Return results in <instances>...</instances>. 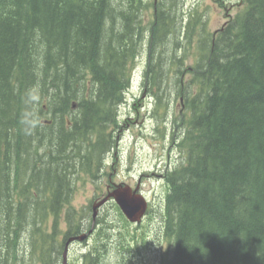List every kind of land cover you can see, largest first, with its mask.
Wrapping results in <instances>:
<instances>
[{
	"label": "trees",
	"instance_id": "obj_1",
	"mask_svg": "<svg viewBox=\"0 0 264 264\" xmlns=\"http://www.w3.org/2000/svg\"><path fill=\"white\" fill-rule=\"evenodd\" d=\"M243 5L193 42L196 21L181 40L164 0H0V264H62L70 235L103 221L95 201L73 207L76 181L113 148L144 49L153 96L184 104V161L166 174L174 248L156 264H264V0ZM98 235L83 264H102L109 234Z\"/></svg>",
	"mask_w": 264,
	"mask_h": 264
},
{
	"label": "rangeland",
	"instance_id": "obj_2",
	"mask_svg": "<svg viewBox=\"0 0 264 264\" xmlns=\"http://www.w3.org/2000/svg\"><path fill=\"white\" fill-rule=\"evenodd\" d=\"M164 1L175 5L181 40L188 22L196 21L191 36L193 42L202 36L211 37L244 6L243 0ZM145 15L153 16L151 6ZM194 58L190 51L186 65L192 64ZM147 62V50L144 49L131 64L129 87L123 102L115 107L116 122L110 127L114 146L104 155L97 176L83 175L77 179L72 203L78 211H88L91 202L99 201L118 185H127L145 197L149 210L142 222L136 224L121 215L114 200L108 201L98 210V217L104 222L92 220L90 223L96 227L90 238L71 245L69 264H83V255L96 245L102 227L109 234L104 237L107 245L102 264H121L123 257L131 256L136 264H156L172 255L173 240L166 235V199L170 190L166 174L184 161V152L179 145L184 130L180 123L184 104L175 94L167 95L166 103L159 104L145 81ZM169 84L173 88V83L169 81ZM65 228L63 222L62 229ZM120 241H129L132 251L118 248Z\"/></svg>",
	"mask_w": 264,
	"mask_h": 264
},
{
	"label": "water",
	"instance_id": "obj_3",
	"mask_svg": "<svg viewBox=\"0 0 264 264\" xmlns=\"http://www.w3.org/2000/svg\"><path fill=\"white\" fill-rule=\"evenodd\" d=\"M110 199H113L119 205L123 214L132 223H140L147 213L148 201L144 196L137 193V189L132 190V188L127 185H118L115 189L109 191L104 198L97 201L93 205L94 218L97 217L98 208L103 206ZM90 232H92V230ZM87 236L88 235L85 233L79 236L70 237L68 239L65 245L62 264H68V250L70 242L76 239L84 240Z\"/></svg>",
	"mask_w": 264,
	"mask_h": 264
},
{
	"label": "bare ground",
	"instance_id": "obj_4",
	"mask_svg": "<svg viewBox=\"0 0 264 264\" xmlns=\"http://www.w3.org/2000/svg\"><path fill=\"white\" fill-rule=\"evenodd\" d=\"M53 67V66H52ZM33 87V86H32ZM151 94V93H150ZM93 214V213H92ZM95 225L94 224H92L91 225V227L89 228V229H83L80 233H77V234H72V236L70 235V237H73V236H79V235H82V234H87L88 236L84 239V240H79V239H76V240H73V241H71L70 242V244L71 245H73V244H75V243H82V242H84V241H87L89 238H90V236L93 234V232L95 231ZM92 230V232H90ZM69 237V238H70ZM68 238V239H69ZM68 239L66 240V242L68 241ZM65 250V249H64Z\"/></svg>",
	"mask_w": 264,
	"mask_h": 264
},
{
	"label": "flooded vegetation",
	"instance_id": "obj_5",
	"mask_svg": "<svg viewBox=\"0 0 264 264\" xmlns=\"http://www.w3.org/2000/svg\"><path fill=\"white\" fill-rule=\"evenodd\" d=\"M148 209H149V207H148Z\"/></svg>",
	"mask_w": 264,
	"mask_h": 264
}]
</instances>
